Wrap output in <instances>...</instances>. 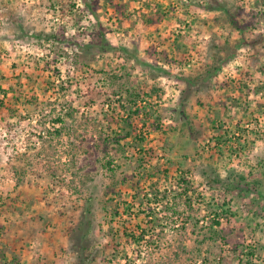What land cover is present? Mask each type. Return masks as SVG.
Instances as JSON below:
<instances>
[{
    "label": "rangeland",
    "instance_id": "obj_1",
    "mask_svg": "<svg viewBox=\"0 0 264 264\" xmlns=\"http://www.w3.org/2000/svg\"><path fill=\"white\" fill-rule=\"evenodd\" d=\"M0 264H264V0H0Z\"/></svg>",
    "mask_w": 264,
    "mask_h": 264
}]
</instances>
